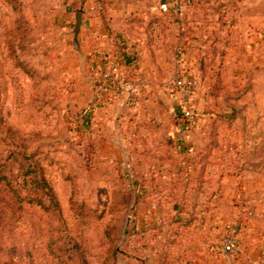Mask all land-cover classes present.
Instances as JSON below:
<instances>
[{
  "label": "rangeland",
  "instance_id": "1",
  "mask_svg": "<svg viewBox=\"0 0 264 264\" xmlns=\"http://www.w3.org/2000/svg\"><path fill=\"white\" fill-rule=\"evenodd\" d=\"M75 1L0 0L4 116L60 205L12 210L0 264H264V0H195L158 25V82L128 107L147 117L114 131L74 45Z\"/></svg>",
  "mask_w": 264,
  "mask_h": 264
},
{
  "label": "crops",
  "instance_id": "2",
  "mask_svg": "<svg viewBox=\"0 0 264 264\" xmlns=\"http://www.w3.org/2000/svg\"><path fill=\"white\" fill-rule=\"evenodd\" d=\"M102 1L101 3L98 0H86L83 5L79 39L81 42L84 41L85 53L88 56L87 64H90L92 71L91 78L96 79L93 70H100L119 57L118 44L125 45L133 63L129 67L132 72L131 79L140 86L142 94L143 84L154 86L158 82L154 59L150 64H145V59L151 58V54L157 52L159 48L155 22L165 14L157 12L154 0ZM151 89L150 94H153V88ZM96 100L101 104L110 102L106 104L110 112L103 116L101 123L103 128L107 127L111 131L122 122L132 126L138 121L136 123L141 125L147 117L139 108L120 107L116 98L101 95L97 96ZM112 109L115 110L114 114L111 113ZM133 112L138 114L137 118ZM126 114L130 115V120L126 118ZM122 115L124 116L121 117Z\"/></svg>",
  "mask_w": 264,
  "mask_h": 264
},
{
  "label": "trees",
  "instance_id": "3",
  "mask_svg": "<svg viewBox=\"0 0 264 264\" xmlns=\"http://www.w3.org/2000/svg\"><path fill=\"white\" fill-rule=\"evenodd\" d=\"M98 1L103 2L102 0ZM85 2L86 0H77L73 3V8L78 9ZM194 3L195 0H192L191 5L188 6L182 18L175 19L173 15L168 14L158 18L155 22L157 24L156 26L165 24V22L170 20L183 24L187 20L189 15L188 11ZM18 49L21 50L20 48ZM127 50V46L118 44V52L120 55L115 61L123 69L124 74L131 78L132 72L129 67L133 63ZM9 51L11 52V49ZM14 58L20 62L17 56ZM3 61L5 62L6 59H2L1 56L0 69ZM8 93V84L1 83L0 81V148H3L0 152V235L5 231L7 225L6 219L12 210L13 213L19 214L26 210V208L40 210L41 207L48 214L60 213V205L51 183L47 180L40 166H38L37 160L36 162L31 161L34 155L28 150H17L13 142L19 133L8 126L4 116L5 105L9 97ZM178 113L181 117H185L183 112ZM146 129H149V127H146ZM183 156L187 157L188 152L184 153ZM15 164L18 166H14ZM79 264H88V261L85 258H81Z\"/></svg>",
  "mask_w": 264,
  "mask_h": 264
},
{
  "label": "built area",
  "instance_id": "4",
  "mask_svg": "<svg viewBox=\"0 0 264 264\" xmlns=\"http://www.w3.org/2000/svg\"><path fill=\"white\" fill-rule=\"evenodd\" d=\"M154 2L157 12L165 15L170 14L173 15L175 19H180L186 13L192 0H154ZM93 75L96 77L94 83L99 97L103 95L116 98L122 108L137 105L140 87L134 80L124 74L123 69L116 61L107 63V65L100 70H93ZM173 87L187 96V94L192 93L195 88V82L190 77L181 76L173 81ZM188 104L189 102L184 100L181 104V110L185 118L191 120L192 115ZM223 251L227 254L234 253L235 242L231 239L224 240Z\"/></svg>",
  "mask_w": 264,
  "mask_h": 264
},
{
  "label": "water",
  "instance_id": "5",
  "mask_svg": "<svg viewBox=\"0 0 264 264\" xmlns=\"http://www.w3.org/2000/svg\"><path fill=\"white\" fill-rule=\"evenodd\" d=\"M83 8L79 9L75 14V27H74V45L79 49V35L82 26Z\"/></svg>",
  "mask_w": 264,
  "mask_h": 264
}]
</instances>
